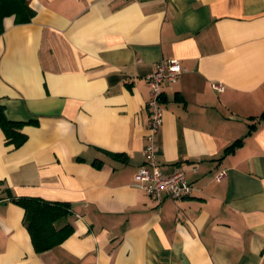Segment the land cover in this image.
<instances>
[{"label":"crops","instance_id":"crops-1","mask_svg":"<svg viewBox=\"0 0 264 264\" xmlns=\"http://www.w3.org/2000/svg\"><path fill=\"white\" fill-rule=\"evenodd\" d=\"M28 2L0 33V106L28 136L0 129V264H264V0ZM171 59L157 154L196 190L158 204L136 176ZM23 197L69 203L73 234L38 253Z\"/></svg>","mask_w":264,"mask_h":264},{"label":"trees","instance_id":"trees-1","mask_svg":"<svg viewBox=\"0 0 264 264\" xmlns=\"http://www.w3.org/2000/svg\"><path fill=\"white\" fill-rule=\"evenodd\" d=\"M35 11L30 7L28 0H0V33L4 30V20L15 16L17 23H27L35 17ZM5 108L0 106V129L6 136L7 145L20 148L28 140L22 132L26 123L11 121L7 118ZM264 120V112L259 117ZM36 124V122H31ZM242 144L239 140L226 149L225 154L233 152ZM25 210L24 223L28 228L34 247L38 253L52 250L66 241L74 231L68 222L72 215L69 203L48 202L38 198H13Z\"/></svg>","mask_w":264,"mask_h":264},{"label":"built area","instance_id":"built-area-1","mask_svg":"<svg viewBox=\"0 0 264 264\" xmlns=\"http://www.w3.org/2000/svg\"><path fill=\"white\" fill-rule=\"evenodd\" d=\"M185 72L186 69L177 59L163 60L147 77L150 89V99L147 105L150 120L143 152L144 164L139 169L136 179L138 187L158 204L167 198L178 201L189 197L196 190L194 185L188 183L184 171L176 170L169 174L165 173L157 154L158 136L164 125L163 85L178 82ZM225 177L226 172H222L216 179L222 181Z\"/></svg>","mask_w":264,"mask_h":264}]
</instances>
